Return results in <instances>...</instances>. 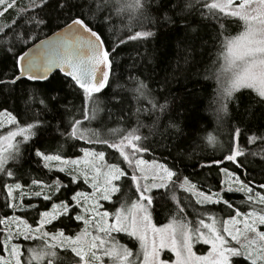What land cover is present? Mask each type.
I'll use <instances>...</instances> for the list:
<instances>
[{
  "label": "snow or ice",
  "instance_id": "1",
  "mask_svg": "<svg viewBox=\"0 0 264 264\" xmlns=\"http://www.w3.org/2000/svg\"><path fill=\"white\" fill-rule=\"evenodd\" d=\"M157 2V11H163L171 0ZM113 8L117 15L126 9L143 13L146 0H117L115 4L111 0H28L23 7L18 0H0V19L9 11H16L11 20L0 26V49L11 61L10 67L0 71V96L5 97L2 103L7 102L18 83L49 81L54 69L62 74L68 88L82 94L80 118L73 117L63 128L62 123L52 125L40 119L44 112L55 118L61 106L68 110L67 105H61L66 97L60 96V89L29 93V100L33 102L39 95L40 111L27 119H18L20 114L14 115L8 107L0 109V192L5 197L0 202V235H3L0 264H40L42 261L61 264L64 259L61 251L70 252L74 264H264V231L261 230L264 180L254 183V177L248 178L241 127L232 126L228 152L222 159L199 164L203 169L227 161L235 168H221L227 180L221 181L219 190L207 192L175 165L169 167L155 158L150 161L143 158L151 145L145 144L147 137L140 134L139 114L147 111L152 115L158 110L163 115L168 108L167 101L158 104L153 98L148 101L150 108H137V127L123 130L116 141L85 127V122L91 123L100 111L103 101L99 96L110 85L122 47L154 35L151 30L142 29L110 39L106 32L113 34V30L106 25L112 23ZM185 8L198 9L201 19L214 22L215 39L220 45L217 59L213 61L219 64L215 72L219 111L227 115L228 104L233 100L238 108L235 93L243 89L251 90L258 98L257 103L264 104V0H187ZM104 12L108 14L103 15ZM229 18L240 29L235 35H225V21ZM164 19L170 21L171 17L165 14ZM53 20L61 21L63 27L52 36L40 39L44 28L51 30ZM130 79L135 81L138 98L151 95L144 81L138 77ZM27 110H31L30 105ZM49 128L66 140L85 141L89 147H80L83 155L73 158L64 153L62 145L51 151L32 144L29 159H35L43 174L17 175L8 166L9 161H22V146L32 143ZM168 129L174 130L176 142L172 149L178 151L184 139L182 129L172 121L165 131ZM250 132L244 139L245 144L264 143V131L257 128ZM207 140L216 143L211 135ZM76 146V143L71 145L73 149ZM105 146L118 153L116 162H107L108 153L102 150ZM56 173L64 174L67 182ZM260 174L264 177V168ZM25 175L29 176L28 180H24ZM81 180L91 192L70 188ZM121 181L124 183H118ZM125 186L128 189L125 197L131 193L136 199L130 205L125 201L115 212H110L101 202H111L114 194L121 193ZM161 189L164 192L159 193L160 198L167 195L175 202V215L168 224L156 227L151 222L150 209ZM178 191L188 194L187 198L182 200ZM228 193H242L241 203L248 205L249 210L236 207L235 201L225 198ZM216 204L230 210L228 218L219 222L220 227L214 216H207L210 222L204 218L203 206ZM197 205L201 208L196 209ZM189 206L198 217L195 222L188 219L192 214ZM32 211L36 216L29 223L28 214ZM114 233H123L138 241L139 250L133 251L120 243ZM21 237L25 241L39 240L42 247L27 249L25 258V250L16 242ZM199 243L210 245L207 254L198 255L194 251ZM163 249L174 253L175 259L162 258Z\"/></svg>",
  "mask_w": 264,
  "mask_h": 264
},
{
  "label": "trees",
  "instance_id": "2",
  "mask_svg": "<svg viewBox=\"0 0 264 264\" xmlns=\"http://www.w3.org/2000/svg\"><path fill=\"white\" fill-rule=\"evenodd\" d=\"M186 2L187 0H171L167 8L157 11L159 8L157 0H146V8L143 13L126 9L117 15L115 8L112 9V23L106 25V28L113 30V34L106 32L110 39H115L116 36L123 37L132 31L142 29L151 30L154 35L144 40L130 41L122 47L120 55L116 57L118 66L110 76V85L104 90L103 95L99 96V99L103 101L99 105L100 111L91 123L85 122V127L100 133L111 141H116L123 130L137 127V108L145 110L150 108L148 101L153 98L158 104H164L167 101L168 108L163 115L158 110L152 115H149L147 111L139 114V122L142 125L139 128L140 134L147 137L144 143L151 145L149 152L143 154V157L148 160L155 158L161 163H166L169 167L175 165V168L183 175H189L194 183H198L201 190L217 191L222 186L221 181L226 180V176L220 169L235 170L234 165L225 161L223 164H213L211 167L201 169L199 164L211 163L212 159H222V156L228 152L229 133L232 126L238 125L244 132L241 137V146L246 153L244 164L247 168L248 178L254 177V183H258L264 180L260 174V170L264 168V159L261 158L264 156V143L257 141L254 144H245L244 139L251 134L250 130L259 128L264 131V104L257 103L258 98L251 90L243 89L235 93L239 101L238 108L233 100L228 104L227 115L219 111L218 83L215 78L219 64H213V61L217 59L220 45L219 41L215 39L214 22L201 19L198 9L188 11L185 8ZM111 3L115 4L117 0H111ZM15 14V10L9 11L0 19V24L11 20ZM107 14V12L103 13V15ZM165 14L171 17L170 21L164 19ZM57 24L60 27H57ZM61 27H63L61 21L53 20L51 30L44 28V34L40 36V39ZM193 28L197 31L193 32ZM225 28V35H235L240 30L231 18L225 21ZM25 50H27L26 47ZM10 65V59L5 57L4 51L0 49V71H5ZM130 77H138L144 81L148 85L151 95L147 98H138V94L134 91L135 81ZM46 89H60V96L66 97L62 100L61 105H67L68 110L65 111L61 106L60 112L55 118L51 113L44 112L40 115V119L49 121L52 125L62 123L63 128L67 127L73 117L80 118L78 109L81 105L82 94L68 88L63 83L62 74L59 72L52 74L49 81L30 82L25 80L18 83L6 103H2L5 97L0 96V109L8 107L14 115L19 113L18 119L21 120L30 118L34 113L40 111L38 105L40 97L37 95L36 101H30L29 93L34 90L39 93L40 90ZM113 96L116 97V100L111 99ZM29 105L30 111L27 110ZM157 116L160 117L158 121ZM169 121L178 123L182 129L184 139L180 141L181 146L178 151L172 149V144L176 142L174 130L165 131ZM209 135L216 139V143L208 142ZM73 143L77 144L75 149L71 147ZM32 144L43 146L51 151H55L62 145L64 153L73 158L82 155L79 151L80 147H89L85 141L66 140L49 128L35 138L32 143L22 146L24 151L22 161H9L8 166L14 168L17 175L29 172L32 176L43 174L35 159H29ZM102 150L108 153L106 155L108 163H114L119 159L118 153H115L114 150L108 149L106 146ZM170 151L171 154H169ZM253 153L255 155H252ZM46 171L44 170V172ZM55 175L67 182L64 174L56 173ZM28 179L29 176L25 175L24 180ZM70 188L83 191L88 189L81 181L78 185H71ZM127 192V187H122L121 193L115 194L113 201L107 204L108 209L114 211L121 203L125 201L131 203L136 199L131 193L125 197L124 194ZM160 192H164V190H158L157 199L150 209L152 219L157 226L169 223L175 215V202L167 195L160 198ZM177 195L183 200L187 198L188 194L178 191ZM4 198V193L0 192V202H3ZM225 198L235 201V206L241 211L249 210L248 205L241 203L244 199L242 193H228ZM26 199H31V197ZM32 202L37 203L36 200ZM200 208L201 206H196V209ZM203 208L206 210L204 218H207L208 215L221 219L228 218L230 213V210L223 204L206 205ZM8 211L9 214H12L10 210ZM188 211L192 213L188 219L195 222L198 217L191 206ZM35 216V211L30 212L28 214L29 221L32 222ZM19 241L23 243L25 258L28 256L27 249L42 247L39 240L25 241L20 238ZM60 254L64 257L61 264L74 263L70 252L61 251ZM41 264H46V261H42Z\"/></svg>",
  "mask_w": 264,
  "mask_h": 264
},
{
  "label": "rangeland",
  "instance_id": "3",
  "mask_svg": "<svg viewBox=\"0 0 264 264\" xmlns=\"http://www.w3.org/2000/svg\"><path fill=\"white\" fill-rule=\"evenodd\" d=\"M27 3H28V0H18V4L21 6V7H23V6H26L27 5ZM3 24H0V26H2ZM83 155V154H82ZM145 160H148V159H146L145 157H143ZM150 161V160H149ZM226 180H227V177H226ZM81 182L83 183V181L81 180ZM119 183V182H118ZM84 184V183H83ZM84 185H86V184H84ZM87 187H88V189L87 190H84V191H88V192H91L92 191V189L88 186V185H86ZM115 195V194H114ZM113 201V200H112ZM111 201V202H112ZM101 203H103L104 204V207L106 208V209H108V207H107V204H109L110 202H105V201H102ZM128 205H130L131 203H127ZM121 206V205H120ZM119 206V207H120ZM118 207V208H119ZM117 209V208H116ZM116 209L113 211V210H110V209H108L110 212H115L116 211ZM151 212V211H150ZM215 217V216H214ZM206 219V222H210V221H208L207 220V218H205ZM215 219H216V221H217V227H220V221H222V220H226L227 218H218V217H215ZM151 222H152V224H154L156 227H162V226H157L155 223H154V221H153V219H152V215H151ZM29 223H31L30 221H29ZM168 224V223H167ZM230 227H231V225H229ZM261 230L262 231H264V226H261ZM114 236H116V238L119 240V242L120 243H122V244H126L128 247H130V248H132L133 249V251H137V250H139V242L138 241H136L135 239H133V238H129L128 236H126L125 234H123V233H114L113 234ZM0 238H2L3 239V235H0ZM22 238V237H21ZM23 239V238H22ZM149 241H151V233L149 232ZM17 243H20L21 244V246L23 247V243L21 242V241H19V240H17L16 241ZM23 249V248H22ZM209 249H210V245H204V244H202V243H199V244H196L195 245V247H194V251H196V253L198 254V255H205V254H207L208 253V251H209ZM161 256H162V258H164V259H169V258H171V259H175V255H174V253H172L169 249H163L162 251H161ZM40 264H41V262H40ZM74 264V263H73Z\"/></svg>",
  "mask_w": 264,
  "mask_h": 264
},
{
  "label": "water",
  "instance_id": "4",
  "mask_svg": "<svg viewBox=\"0 0 264 264\" xmlns=\"http://www.w3.org/2000/svg\"><path fill=\"white\" fill-rule=\"evenodd\" d=\"M60 31V29H58L57 31H55V32H59ZM54 33V32H53ZM53 33L52 34H50V35H48L49 37L50 36H52L53 35ZM45 38V37H44ZM44 38H42V39H44ZM56 72H59L57 69H54L50 74H49V78L51 77V75L52 74H54V73H56Z\"/></svg>",
  "mask_w": 264,
  "mask_h": 264
}]
</instances>
